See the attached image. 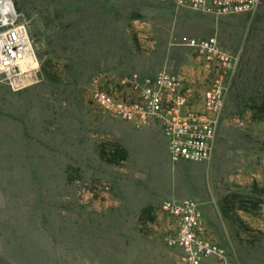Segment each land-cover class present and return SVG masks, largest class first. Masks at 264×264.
Returning a JSON list of instances; mask_svg holds the SVG:
<instances>
[{
  "label": "rangeland",
  "instance_id": "374dc122",
  "mask_svg": "<svg viewBox=\"0 0 264 264\" xmlns=\"http://www.w3.org/2000/svg\"><path fill=\"white\" fill-rule=\"evenodd\" d=\"M13 2L39 69L23 89L0 83V250L19 264H42L46 255L57 264L58 253L75 250L113 252L91 258L104 264H137L120 252L169 247L173 223L156 204L171 194L203 203L206 224L235 264H264V0L253 14L222 17L161 0ZM142 31L154 33V48L140 46ZM114 37L134 50H115ZM207 37L240 53L209 161L173 162L163 138L146 139L93 102L96 77L121 94L119 78L145 72L142 62L153 76L168 70L201 81L202 96L213 73L184 41ZM123 60L127 67L112 65ZM143 189L144 202L123 208ZM225 207L260 226L246 244L224 240L225 229L241 237Z\"/></svg>",
  "mask_w": 264,
  "mask_h": 264
},
{
  "label": "built area",
  "instance_id": "2783aa9c",
  "mask_svg": "<svg viewBox=\"0 0 264 264\" xmlns=\"http://www.w3.org/2000/svg\"><path fill=\"white\" fill-rule=\"evenodd\" d=\"M178 8L214 17L253 14L262 0H161ZM186 46L202 54L213 73L202 104L196 105L190 91L184 89L181 73L160 70L154 76L134 72L119 78L118 87L99 86L102 76L93 82L91 97L103 111L138 130L157 124L168 141L173 162L209 161L216 148L230 84L240 62V53L224 48L217 37L187 38ZM39 59L27 25L13 0H0V83L15 90L35 80ZM162 209L176 224L165 236L169 247L181 252L182 264H234L229 251L207 235L201 204L192 199H171Z\"/></svg>",
  "mask_w": 264,
  "mask_h": 264
},
{
  "label": "crops",
  "instance_id": "0c3cea01",
  "mask_svg": "<svg viewBox=\"0 0 264 264\" xmlns=\"http://www.w3.org/2000/svg\"><path fill=\"white\" fill-rule=\"evenodd\" d=\"M157 1H160V0H157ZM156 3H158V2H156ZM147 26H149V25L147 24ZM144 27L145 26L143 25V28ZM150 27H153V26H150ZM150 27H147V28H150ZM150 34H151V32L148 33L149 36H150ZM139 35L143 36V37H141V39H139L140 40L139 41L140 42V46H143L144 48L146 46L148 48H154V45L156 44L154 33H153L152 37H150V38L149 37L146 38V36L144 35V31H142V33H140ZM113 42H114V46L116 47L115 50H117V51L119 49H121V51L126 50L128 52L131 51V50H134L133 46L130 47L129 44L127 45V47L125 45H123V41H121L120 44L117 43L118 39H115V37L113 38ZM199 61H200V59H199ZM123 62H124V60L120 61V62L116 61V62H113L112 65L113 66L115 65V66H118V67L119 66L127 67V66H124L125 64L122 65ZM203 62H204V66L206 68H208L207 70L211 71L210 68L208 67V65L206 64L205 60H203ZM148 63L149 62H142L141 65L138 66L139 69L145 71V72L140 73V74H142V75H150L149 72H147V71L150 70L151 65L150 64L147 65ZM150 76H153V75H150ZM184 78H185L184 89L190 91V93L192 95V98L194 99V101H196V105L200 106L202 104L205 91L209 88L210 85L208 84V87L205 89V91L203 92V95L201 96V91H200V88H199V85H201V81L197 82L194 79L191 81V79H187L185 76H184ZM137 131H139V130H137ZM140 133H142V135H144L145 137L147 136L148 139H150L151 141H154V142H156L158 140V138L159 139L163 138L164 141H165L164 144L166 145V151L168 152V141L164 137L162 129L157 124L152 125L151 127H147V128L142 129L140 131ZM147 137H146V139H147ZM146 139H144V140H146ZM124 158L125 157H123V160H124ZM140 158L142 160H144V161H147L146 156H144L143 154L140 155ZM130 194H131L130 197H128L126 199V201H128V202L125 204V206L123 204V206H124L123 208H127L128 206H130L132 203H135V202H138V203L139 202H144L146 197H147V193H146V191L144 189L143 190H137L135 192H130ZM171 199H185V198L171 197V194H170V196H168V194H164V196H160L159 197L156 205L162 209L163 202L166 201V200H171ZM200 204H201V210H202V213H203V216H204V223H205V229L207 231V235L209 236V238L213 242H216V243L222 245L230 253V250L227 248V246L217 242V239L213 235L212 229L206 224V219H205V214L206 213H205V210L203 208L204 205L201 202H200ZM224 210H225V212L227 214L229 213L230 217H233L232 219H234V221L237 222V226L241 229L239 231L240 234H241L240 238L235 236V235H233V237H230V235L228 234V231H226V229H225V232H226L225 236L226 237L224 236V240H228L230 242L231 241H240V242H243V243L246 244V242L248 240H250L251 237L255 234V231L260 230V228H259L260 226L258 227V225H254V223H251L248 220H246V221L242 220V217H240V215H239V210H237V209H233L232 210V209H229V208H226V207L224 208ZM163 212L165 213L164 210H163ZM165 214L167 215L168 219L171 220L172 223H173V225L171 226V229H170V233H173L175 231V229H176L175 221L167 213H165ZM120 253H121L120 256L122 257V259L123 258H127V259L131 258V259H133L135 261L137 259V261H136L137 264H182L181 263V258H180L181 257V252L177 248L166 247L164 249L154 250V251L151 252V255H149V253H144V252H142V253L139 252V254L136 255V254H133L135 252H131V251H121ZM76 255H78V259L77 260H76ZM69 257L71 258L72 262L69 261ZM44 258H45L46 264H50V261H49L50 256L46 255V257H41L42 264H44ZM87 258H89V260ZM91 258L92 259L93 258H95V259L96 258H102V259L103 258H114V253L113 252H111V253H108V252L107 253L106 252H103V253L94 252V254H90L89 256L85 255V253H83V252H79L78 253V252H76V250H75V252H73L70 255H67L66 253L63 254V255H59V253H58L57 264H99V263L100 264H104L103 260H100V262H99V261H93ZM106 262H107V264H109L108 261H106ZM109 262H110V264H114L113 261H109ZM118 263L119 264H129V262L127 260H124V259L122 261L118 262ZM0 264H19V262L16 261V260H13L12 256H10V255H8V254H6V253H4L3 251L0 250Z\"/></svg>",
  "mask_w": 264,
  "mask_h": 264
},
{
  "label": "trees",
  "instance_id": "16d2710c",
  "mask_svg": "<svg viewBox=\"0 0 264 264\" xmlns=\"http://www.w3.org/2000/svg\"><path fill=\"white\" fill-rule=\"evenodd\" d=\"M110 161L114 162V160H110Z\"/></svg>",
  "mask_w": 264,
  "mask_h": 264
}]
</instances>
